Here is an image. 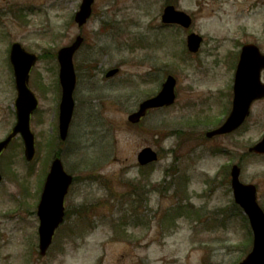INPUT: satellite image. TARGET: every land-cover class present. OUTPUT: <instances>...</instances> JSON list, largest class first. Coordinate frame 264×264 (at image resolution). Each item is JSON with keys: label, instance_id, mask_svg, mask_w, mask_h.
<instances>
[{"label": "rangeland", "instance_id": "1", "mask_svg": "<svg viewBox=\"0 0 264 264\" xmlns=\"http://www.w3.org/2000/svg\"><path fill=\"white\" fill-rule=\"evenodd\" d=\"M80 3L0 0V141L16 122L10 47L19 43L38 57L28 80L38 102L30 118L34 159H24L20 137L0 156V264L240 263L252 233L234 203L230 168L238 165L240 181L255 186L264 212V156L248 153L264 134V100L238 131L205 133L230 111L241 46L264 53V0H94L78 28ZM166 4L192 17L190 30L161 23ZM189 32L203 40L195 55L186 50ZM77 36L74 112L61 142L56 56ZM112 68L118 76L105 79ZM167 75L176 80L174 104L131 125L128 116ZM144 148L158 161L140 167ZM55 157L73 183L64 222L40 257L36 211Z\"/></svg>", "mask_w": 264, "mask_h": 264}, {"label": "water", "instance_id": "2", "mask_svg": "<svg viewBox=\"0 0 264 264\" xmlns=\"http://www.w3.org/2000/svg\"><path fill=\"white\" fill-rule=\"evenodd\" d=\"M94 0H82L79 11L75 14L74 21L78 27H82L91 14V6ZM163 23H175L183 28L191 24L190 18L167 7L162 16ZM83 39L77 37L75 42L66 48L58 51L57 60L60 66L59 81L61 86V101L59 105V137L66 140L69 125L72 119L74 101L73 91L75 88V73L72 64V57L80 47ZM202 39L197 35H190L187 38V47L191 53H196ZM10 61L14 71L15 88L17 99L15 101L16 123L11 134L0 142V154L8 147L10 141L20 135L24 145V156L30 162L35 154L34 135L30 131V116L37 108V100L29 90L28 77L32 66L36 63L37 57L26 53L19 44H14L10 52ZM264 70V55L260 54L257 47L245 45L242 48L237 65L235 82L233 87L232 110L224 124L206 134L207 138L229 134L239 128L249 115L251 104L264 98V84L260 81L261 71ZM118 70H110L106 78L117 74ZM175 81L168 77L162 85L161 91L153 98L148 99L139 105L138 111L129 116L128 120L136 124L150 109L169 106L174 102ZM250 153L264 155V136L261 141L249 149ZM157 160L156 154L149 148L143 149L137 157L140 166H147ZM240 169L233 166L231 170V188L235 203L247 215L252 233L253 246L251 252L239 264H264V213L256 203V189L253 185H244L239 181ZM1 181V175H0ZM72 177L63 170L61 161L56 158L50 165L46 177L40 202L37 207L39 219V255L45 256L49 249L55 230L63 222L64 208L63 201Z\"/></svg>", "mask_w": 264, "mask_h": 264}, {"label": "trees", "instance_id": "3", "mask_svg": "<svg viewBox=\"0 0 264 264\" xmlns=\"http://www.w3.org/2000/svg\"><path fill=\"white\" fill-rule=\"evenodd\" d=\"M57 156H58V154H57ZM141 190V189H140ZM143 194V193H142ZM138 199H140V198H138ZM179 208H181V207H179ZM178 212V211H177Z\"/></svg>", "mask_w": 264, "mask_h": 264}]
</instances>
